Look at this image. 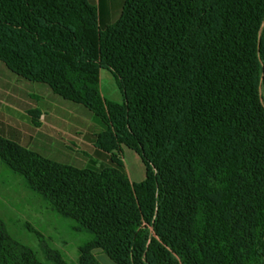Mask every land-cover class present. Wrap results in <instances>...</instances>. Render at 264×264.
I'll use <instances>...</instances> for the list:
<instances>
[{
  "label": "trees",
  "instance_id": "obj_1",
  "mask_svg": "<svg viewBox=\"0 0 264 264\" xmlns=\"http://www.w3.org/2000/svg\"><path fill=\"white\" fill-rule=\"evenodd\" d=\"M0 60L105 125L100 169L0 135L1 161L91 232L77 264H101L96 248L116 264H264V0H123L103 26L89 0H0ZM101 68L120 100L101 93ZM0 264L46 263L0 218Z\"/></svg>",
  "mask_w": 264,
  "mask_h": 264
},
{
  "label": "crops",
  "instance_id": "obj_2",
  "mask_svg": "<svg viewBox=\"0 0 264 264\" xmlns=\"http://www.w3.org/2000/svg\"><path fill=\"white\" fill-rule=\"evenodd\" d=\"M89 1L97 6L101 26L118 16H113L108 0ZM101 70L100 90L105 95ZM105 70L108 76L112 75L109 69ZM104 127L99 117L83 104L62 97L46 82L18 75L0 60V135L59 162L100 169L111 164L110 152L94 143L96 133ZM125 150L136 165L139 154L122 145V159ZM134 164L132 172L139 174V178H130L125 165L124 170L130 180L136 181L145 176V167L140 174ZM94 254L97 259L107 258L99 248L94 249Z\"/></svg>",
  "mask_w": 264,
  "mask_h": 264
},
{
  "label": "rangeland",
  "instance_id": "obj_3",
  "mask_svg": "<svg viewBox=\"0 0 264 264\" xmlns=\"http://www.w3.org/2000/svg\"><path fill=\"white\" fill-rule=\"evenodd\" d=\"M108 1L112 14L116 17L120 12L123 0ZM107 73V70L102 68L101 83L105 96L120 100L121 93L116 79L113 74L108 76ZM123 157V164L126 166L130 178H139V174L132 172L131 167L135 162L128 150L124 151ZM135 166L140 174L144 173V166L140 158ZM0 218L10 235L32 247L37 257L46 264H51V260L46 258V247L58 250L68 264H77L78 245L92 236L87 229H75L76 221L55 211L47 200L27 186L19 173L8 167L1 159ZM33 229L39 231L41 236L38 237ZM106 257L98 259L99 262L101 264H116L107 255Z\"/></svg>",
  "mask_w": 264,
  "mask_h": 264
}]
</instances>
